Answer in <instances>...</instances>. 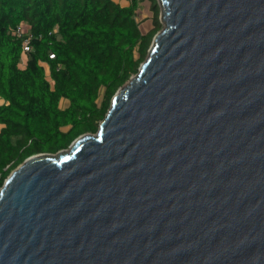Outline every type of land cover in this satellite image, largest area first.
Segmentation results:
<instances>
[{"label":"water","instance_id":"water-1","mask_svg":"<svg viewBox=\"0 0 264 264\" xmlns=\"http://www.w3.org/2000/svg\"><path fill=\"white\" fill-rule=\"evenodd\" d=\"M97 133L0 189V264H264V0H160Z\"/></svg>","mask_w":264,"mask_h":264},{"label":"trees","instance_id":"trees-1","mask_svg":"<svg viewBox=\"0 0 264 264\" xmlns=\"http://www.w3.org/2000/svg\"><path fill=\"white\" fill-rule=\"evenodd\" d=\"M121 1L0 0V189L27 158L97 133L113 96L139 72L159 12L142 26L147 0Z\"/></svg>","mask_w":264,"mask_h":264},{"label":"rangeland","instance_id":"rangeland-1","mask_svg":"<svg viewBox=\"0 0 264 264\" xmlns=\"http://www.w3.org/2000/svg\"><path fill=\"white\" fill-rule=\"evenodd\" d=\"M116 1H118V0H116ZM121 3L122 4H129L126 0H122ZM151 3H153V0H151V1L147 0L146 2L141 4V7H140V9L138 10V13H137V19H138V21L140 22V24L142 26L146 25V23H148L149 21L152 22V19L156 16L154 14L155 13L154 10H155V8H157L158 12H159V14L157 16L158 17V22H159V24L161 26V29H160L159 32H161L165 28V22L163 20L162 2L160 0H156V3H157L156 5L157 6L156 7L154 6V8H152L153 6L151 5ZM153 40H154V38H153ZM152 43H153V41H152ZM151 46H152V44H151ZM148 56H149V54H148ZM148 56H147V58H148ZM147 58H146V60H147ZM46 69H47V74L49 75L48 68L46 67ZM2 103H3V101L0 100V104H2ZM68 104H69L68 101L64 100V101H62L61 106H62V108H65V107H67ZM0 128H1V126H0Z\"/></svg>","mask_w":264,"mask_h":264},{"label":"built area","instance_id":"built-area-1","mask_svg":"<svg viewBox=\"0 0 264 264\" xmlns=\"http://www.w3.org/2000/svg\"><path fill=\"white\" fill-rule=\"evenodd\" d=\"M29 40H27L25 43H24V49L25 51H30V45H29ZM51 57H54V55H51Z\"/></svg>","mask_w":264,"mask_h":264},{"label":"crops","instance_id":"crops-1","mask_svg":"<svg viewBox=\"0 0 264 264\" xmlns=\"http://www.w3.org/2000/svg\"><path fill=\"white\" fill-rule=\"evenodd\" d=\"M4 103V102H3ZM1 105V104H0Z\"/></svg>","mask_w":264,"mask_h":264}]
</instances>
